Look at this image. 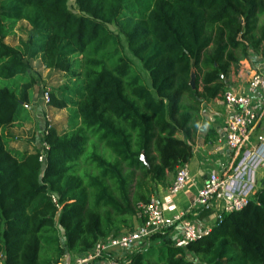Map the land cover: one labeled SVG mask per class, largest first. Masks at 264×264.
<instances>
[{"label": "trees", "instance_id": "obj_1", "mask_svg": "<svg viewBox=\"0 0 264 264\" xmlns=\"http://www.w3.org/2000/svg\"><path fill=\"white\" fill-rule=\"evenodd\" d=\"M74 1L78 11L70 0H0L2 264H57L142 225V205L193 157L204 103L252 51L264 55V0ZM23 19L28 40L6 43L8 24ZM33 59L65 73L49 104L71 116L63 130L47 119L29 152L11 146L6 128L28 111ZM17 76L19 92L1 83ZM173 228L125 262L264 264V186L197 240L179 245Z\"/></svg>", "mask_w": 264, "mask_h": 264}, {"label": "built area", "instance_id": "obj_2", "mask_svg": "<svg viewBox=\"0 0 264 264\" xmlns=\"http://www.w3.org/2000/svg\"><path fill=\"white\" fill-rule=\"evenodd\" d=\"M44 96L48 104L49 90L45 91ZM263 96L264 58L247 78L245 86L229 87L221 94L223 102L234 109L224 137L225 145L233 154V161L223 170L209 174L191 201L192 209H213L214 204H219L221 207L218 219H222L225 213L243 210L256 197L260 189L258 170L264 167V113L258 105V98ZM253 136L256 143L251 142ZM43 146L48 147L45 141ZM192 181L190 165L188 162L183 163L178 167L169 191L178 193L188 188ZM142 206L146 216L142 225L120 235L102 239L85 253L65 254L57 264H93L103 257L107 259L108 264H128L124 260L128 253L142 243L149 242L153 233L170 224L165 217L157 189ZM188 213L189 210L179 213L171 220L172 225L179 222L182 227L181 238L177 242L179 245L197 240L203 234L196 223L187 218Z\"/></svg>", "mask_w": 264, "mask_h": 264}, {"label": "crops", "instance_id": "obj_3", "mask_svg": "<svg viewBox=\"0 0 264 264\" xmlns=\"http://www.w3.org/2000/svg\"><path fill=\"white\" fill-rule=\"evenodd\" d=\"M263 58L264 55H262L261 53L252 51L250 54V60L242 61L243 63L241 69H239V72L237 73L236 70L232 71L229 78L226 80L228 84L227 86L234 88L245 86L247 78L251 75L253 70L261 64ZM34 99L36 100L37 97L34 96ZM35 100L31 99L30 104L27 106L28 115L25 117L28 119L23 120V117H21V119L17 120L15 123L6 128L7 132H9L10 129L18 128V124L22 126V123L23 128L25 127V129H30L32 127V122L35 121V116L37 117V119L39 118L40 121H38V123H35L34 125L37 126L38 132L40 130H42L43 132L46 126V121H43L40 111L46 110V104H41L39 101ZM258 105L259 107H261V110L264 113V96L258 98ZM202 111L203 121L197 135L193 139L195 144L194 155L188 162L193 175V181L188 186V188L178 193H171L169 191V186L172 184L176 175L172 173L169 175V179L166 184H160L158 186L157 193L161 200L165 217L170 222L169 226H172L171 220L175 215L189 210L187 218L192 219L202 233H206L215 225L218 219L219 207L221 206H219V204H214V207L211 210L212 212L208 215H205L204 217H201L200 211L202 209H192L191 201L198 190L203 186L204 182L207 180L209 174L212 171H221L233 161V154L225 145L224 137L229 119L231 118L234 109L232 106L224 103L221 96H218L205 102ZM262 127L264 128V118L262 121ZM41 137H43V135L40 136V134L38 133H36V138H34V135L31 138L28 134V141L26 142V144H22L23 147L21 146L20 148V144L17 146H11L20 150L35 152V150H37V147L41 143ZM251 142L256 143L255 136L252 137ZM258 178L261 188L264 186V167H261L258 170ZM181 234L182 227L178 222L174 225V228L171 231V237L177 243L181 238ZM139 247L140 246H137L130 253L137 251ZM107 262V259L103 258L97 260L93 264H108Z\"/></svg>", "mask_w": 264, "mask_h": 264}, {"label": "rangeland", "instance_id": "obj_4", "mask_svg": "<svg viewBox=\"0 0 264 264\" xmlns=\"http://www.w3.org/2000/svg\"><path fill=\"white\" fill-rule=\"evenodd\" d=\"M70 5L72 7V9L78 11L77 5L75 3L74 0H70ZM9 23V22H8ZM8 25L11 26L12 28V32L7 33L5 36V42L12 45V46H19L22 40H28L29 38V34H30V30H31V25L27 20H18L14 23H9ZM110 27L113 30H117L115 25H110ZM133 59L136 60V62L138 63L139 67L142 69V71L146 74L141 63L135 58V56L130 53L129 51L127 52ZM238 68L236 70V72H239ZM34 77H35V88L33 86V88L30 91V97L31 99H34V96L37 97V99L35 101H39L41 104H46V110L43 111L41 110V117L43 119V121L47 122V119L49 120L48 122L55 124L60 130H63L67 127L68 125V120L69 117L71 116V112L70 109L67 108H57L54 107L52 105H50L49 103H46V99H45V91L44 90H53V89H58L59 87L64 84L67 81V77H65V73L63 72H50L49 70L46 69L40 62V60H36L34 61V59L32 60V75L31 77H28V79H31L34 83ZM147 82L149 85H151V78L150 76H147ZM2 84H7L10 87H12L14 90H16L17 92H19L20 90V85H21V77L17 76L15 78H10V79H2L1 81ZM40 105V104H38ZM40 114V113H39ZM38 114V115H39ZM28 115V111H23L22 112V116L25 117ZM35 116V115H34ZM40 117V115H39ZM40 117V118H41ZM38 121H40V119L35 116V121L32 122L31 124V128L30 129H25V127L23 128V123L22 126L20 124H18V128L15 129H10V131L8 132L10 136H12V140L10 142V144L13 145H19L20 144V148L21 146L23 147L22 144H26V142L28 141V134L30 135V137L32 138L34 135V138H36V133L40 134V136L42 135V130H40L38 132V128L36 125H34L35 123L37 124ZM34 129V131H33ZM42 138V137H41ZM0 264L1 261H0Z\"/></svg>", "mask_w": 264, "mask_h": 264}, {"label": "water", "instance_id": "obj_5", "mask_svg": "<svg viewBox=\"0 0 264 264\" xmlns=\"http://www.w3.org/2000/svg\"><path fill=\"white\" fill-rule=\"evenodd\" d=\"M195 78H196V76L194 75V76H193V79H192V84H193V86H195Z\"/></svg>", "mask_w": 264, "mask_h": 264}]
</instances>
